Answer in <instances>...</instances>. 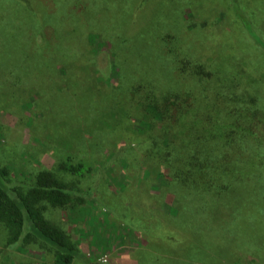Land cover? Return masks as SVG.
Instances as JSON below:
<instances>
[{
  "label": "rangeland",
  "instance_id": "obj_1",
  "mask_svg": "<svg viewBox=\"0 0 264 264\" xmlns=\"http://www.w3.org/2000/svg\"><path fill=\"white\" fill-rule=\"evenodd\" d=\"M22 1L18 33L0 0V169L25 193L44 170L75 188L39 205L73 264H264V221L242 233L263 196L245 206L238 178L264 141V0ZM168 146L198 151V175ZM216 177L224 195L204 191ZM55 260L0 224V264Z\"/></svg>",
  "mask_w": 264,
  "mask_h": 264
},
{
  "label": "trees",
  "instance_id": "obj_2",
  "mask_svg": "<svg viewBox=\"0 0 264 264\" xmlns=\"http://www.w3.org/2000/svg\"><path fill=\"white\" fill-rule=\"evenodd\" d=\"M9 3L5 11L10 10L11 16L10 29L13 31H21L25 25L17 18V14L20 6L15 2L22 4V0H3ZM33 15L37 13L33 7ZM52 10V9H51ZM2 18L0 11V19ZM245 28L251 30L248 24L243 23ZM91 38H99L97 35L92 34ZM258 40V39H257ZM259 41V40H258ZM27 47V45H26ZM29 55V53L26 52ZM24 55L25 60L22 61L19 66L30 65ZM47 54V53H46ZM45 54V55H46ZM30 56V55H29ZM46 57V56H45ZM31 60L33 59L30 56ZM28 63V64H27ZM37 63L33 62L32 64ZM31 66V65H30ZM40 65L34 67L35 70H39ZM36 72V71H35ZM160 100H156L151 105V109L155 112V119L157 121H163L168 114V110L161 107ZM165 107V106H164ZM169 109V108H168ZM171 145V142H167ZM260 145L256 150L250 152L245 161L241 171L239 172L238 178L241 181V189L243 192V201L245 206L247 200L252 198L255 194L254 203H256V196H263L261 201L264 202V141L259 143ZM166 150V149H165ZM170 146L167 147L166 157L176 155V159L184 160L186 166H191L189 172L191 176H197L198 171L195 170V165L198 166V161L203 159L199 156L198 151H187L182 154H178L170 150ZM203 151L200 152L202 154ZM205 156V155H204ZM251 162V164H250ZM250 166L248 167L247 165ZM166 164H163L165 166ZM82 167H75L71 169L73 172L80 171ZM166 170H170V167L166 165ZM171 171V170H170ZM0 175L4 181H0V224H2L9 232L10 239L17 241L21 235L27 231V238L30 240L36 239L37 241L44 242L56 252L55 264H73L76 259L83 258L81 251L73 242L70 234L59 227L46 217V208L41 209L40 204L45 202L54 208H67L69 205L75 204L76 201L81 202V197L77 195L75 188L71 184H67L62 181L57 174L51 170L42 171L38 177L34 186H31L29 192L25 193L22 191L21 186L11 184L7 179V171L0 169ZM219 177H216L203 185L204 191L215 192L216 195H224L231 188L230 183L222 182L219 183ZM227 183V184H226ZM76 195V196H75ZM264 221L262 215L259 213H252L248 210L244 213V219L242 220V233L245 235L252 228L257 227V224ZM220 223H223L220 220ZM249 231V234H251ZM248 234V235H249ZM92 264L91 260L88 261Z\"/></svg>",
  "mask_w": 264,
  "mask_h": 264
}]
</instances>
